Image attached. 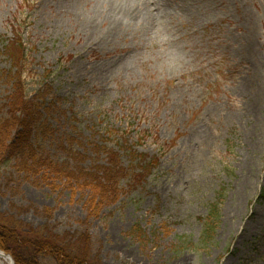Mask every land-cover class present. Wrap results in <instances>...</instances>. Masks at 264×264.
Masks as SVG:
<instances>
[{
    "label": "rangeland",
    "instance_id": "rangeland-1",
    "mask_svg": "<svg viewBox=\"0 0 264 264\" xmlns=\"http://www.w3.org/2000/svg\"><path fill=\"white\" fill-rule=\"evenodd\" d=\"M167 1L170 17L115 37L104 17L87 30L95 0H0V121L18 31L20 76L47 126L34 141L61 167L4 163L0 212L88 230L101 264H264V0ZM107 149L129 172L101 203L85 176ZM135 152L158 159L144 183Z\"/></svg>",
    "mask_w": 264,
    "mask_h": 264
},
{
    "label": "trees",
    "instance_id": "trees-1",
    "mask_svg": "<svg viewBox=\"0 0 264 264\" xmlns=\"http://www.w3.org/2000/svg\"><path fill=\"white\" fill-rule=\"evenodd\" d=\"M3 50L10 62L11 71L15 70L17 74L12 79L13 93L6 103L7 117L0 121V167L9 161L18 160L24 168H38L43 165L59 171L61 170L59 164L48 154L42 153L34 141L36 125L42 126L44 131L47 130V126L44 123L39 124L40 109L29 98L26 85L20 76L24 72L22 65L29 56L21 33L15 31L14 38L8 39ZM101 151L104 152V148H101ZM105 154L106 162L98 165V169L92 174L85 176L89 179L86 182L94 187L100 196L101 203L113 201L118 197L119 183L129 172L118 151L107 149ZM133 154L139 158H135L133 160L135 165L131 164L129 167L144 183L150 173L148 170L153 168L158 159L142 153ZM219 205L218 202L209 205L208 215L203 224L202 245L214 236L219 220ZM0 248L13 257L15 264H101L93 253L88 230L73 234L70 231L59 233L49 223L34 227L1 212Z\"/></svg>",
    "mask_w": 264,
    "mask_h": 264
},
{
    "label": "bare ground",
    "instance_id": "bare-ground-1",
    "mask_svg": "<svg viewBox=\"0 0 264 264\" xmlns=\"http://www.w3.org/2000/svg\"><path fill=\"white\" fill-rule=\"evenodd\" d=\"M97 15L86 24L94 29L97 21L104 17L110 21L111 35L117 37L125 29L137 26L149 31L156 23L171 16V5L167 0H95ZM0 264H11L10 259L0 255Z\"/></svg>",
    "mask_w": 264,
    "mask_h": 264
},
{
    "label": "water",
    "instance_id": "water-1",
    "mask_svg": "<svg viewBox=\"0 0 264 264\" xmlns=\"http://www.w3.org/2000/svg\"><path fill=\"white\" fill-rule=\"evenodd\" d=\"M0 255H4L8 259H10L11 264H15L13 257L9 253H7L6 251L2 250L1 248H0Z\"/></svg>",
    "mask_w": 264,
    "mask_h": 264
}]
</instances>
